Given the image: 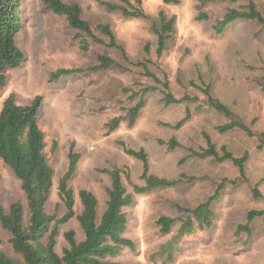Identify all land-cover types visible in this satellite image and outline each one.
<instances>
[{
  "label": "rangeland",
  "instance_id": "obj_1",
  "mask_svg": "<svg viewBox=\"0 0 264 264\" xmlns=\"http://www.w3.org/2000/svg\"><path fill=\"white\" fill-rule=\"evenodd\" d=\"M64 1L81 4L85 16L92 20H110L118 39L133 59L142 56L145 43L150 41L155 59L150 20L126 19L118 12L109 13L97 0ZM254 1L264 12V0ZM247 2L213 0L203 8L208 9L211 20L197 19L201 0H182L178 5L165 4L163 0H144V8L153 17L161 9L177 16L174 50L161 60L173 82L180 87L178 79L187 83L200 69L205 80L211 81L213 94L259 135L264 131V89L257 81L264 73V30L260 31L261 26L256 23L239 21L223 34L216 35L212 25L226 8L242 7ZM22 18L24 27L17 42L26 60L20 67L5 71V86L0 88V110L3 100L12 92L24 104L42 95L39 124L46 134L49 161L55 171L47 210L58 216L65 212L58 185L69 165L71 145L79 153L76 171L69 181L75 192L77 213L82 210L78 192L86 188L97 196L98 212L102 214L111 184L104 169L127 167L133 182L143 184L142 162L125 151L121 143L124 142L130 148H145L152 173L170 179L184 176V180L173 186L135 194L134 204L125 208L128 217L125 236L134 241L135 250L125 247L119 254L108 257L109 261L121 264H264V219L256 218L250 223L249 237L247 231H239L241 225L247 224L251 209H264V147H258V137L240 130L220 133L216 125L233 117L204 104L205 97L194 88H190L191 94L200 98L189 104L192 117L181 128L175 129L166 123L174 124L182 118L187 105H165L160 92H153L147 95L146 105L135 125L129 126L127 120H122L119 127L108 134V123L124 114L123 106L128 103L121 87L138 88L149 80L141 77L135 68H115L96 75L62 76L51 82V73L56 69L92 64L96 53L104 48L93 46L90 51L82 52L73 42L74 31L65 17L46 9L42 0H24ZM109 52L121 59L117 50L109 49ZM203 131L211 135L218 147L226 145L236 155L248 151L244 178L229 160L189 156V149L205 145ZM171 136H176L182 146L169 149L158 143V139L167 140ZM192 177L193 180H189ZM223 179L228 181L213 204V226L181 238L171 251L163 250L162 246L173 240L181 219L186 217L177 207L193 208L205 202ZM233 179H237V183L232 184L230 180ZM124 180L132 191L125 176ZM256 185L262 193L260 198L253 196ZM15 199L26 204L20 180L0 159V202L8 209ZM162 214L177 218L168 234L162 233L157 224ZM70 229L76 231L78 240L84 237L76 218L62 224L56 245L60 254L68 246L64 233ZM0 235L4 239L0 249L10 250L9 233L0 229Z\"/></svg>",
  "mask_w": 264,
  "mask_h": 264
},
{
  "label": "trees",
  "instance_id": "obj_2",
  "mask_svg": "<svg viewBox=\"0 0 264 264\" xmlns=\"http://www.w3.org/2000/svg\"><path fill=\"white\" fill-rule=\"evenodd\" d=\"M109 12H118L126 19L141 18L150 20V32L155 38V59L152 55V44L146 42L140 58L133 59L128 54L124 44L118 39L113 24L108 19L92 20L85 16L84 8L76 1L42 0L46 9L56 15L65 17L68 25L74 31L73 42L82 52L90 51L93 46L104 49L96 53L95 62L78 67H61L51 73V82L62 76L75 74H102L111 69L139 70V75L149 80L138 88L123 85L121 90L126 94L127 105L125 113L115 116L108 123V134L116 130L122 120H127L129 126L136 124L146 105L147 95L160 92L161 101L165 105L185 104V114L176 123H166L175 129L181 128L191 117L190 103L199 101L198 95H192L190 88L198 90L204 97V104L227 117H233L224 123L216 125L220 133L243 131L248 136H257L259 148L264 147V131L259 135L253 131L242 117L235 116L234 111L212 92L211 81H206L200 69L197 75L187 83L178 79V87L171 79L168 70L162 64L164 56L174 50L176 32V14H168L161 9L157 16L148 14L144 8V0H97ZM165 4L178 5L182 0H163ZM213 0H201L197 19L211 20L208 9H203ZM24 0H0V88L5 86L8 69L20 67L26 60L24 50L17 42V36L24 27L22 8ZM244 21L261 26L264 30V12L259 9L254 0L242 7H228L224 13L213 20V30L216 35L223 34L233 24ZM259 32L256 35H259ZM109 49L117 50L121 59L115 58ZM159 61V63H157ZM264 89V73L257 80ZM183 88L182 90L180 88ZM42 95L35 96L29 103H21L15 93H10L2 103L0 110V159L10 168L21 182L26 204L21 199L13 200L8 209L0 202V229L10 235V250L0 249V264H121L109 261L107 258L119 254L125 247L135 250L133 240L125 236L128 229V217L125 211L135 202V194L150 192L157 188H165L184 180L170 179L158 176L150 171V163L145 148L134 149L125 146V151L142 162L141 179L143 184L133 182L131 171L127 167L114 166L104 169L111 179L107 188L106 207L102 214L98 212V198L89 189L81 188L78 192L82 210H75V192L69 186V181L76 171L79 153L71 145L69 165L59 180V197L65 206V212L58 216L47 210L54 183V168L49 161V145L46 134L39 124V111ZM204 146L189 149V156L197 158L211 157L217 161H231L238 167L242 177L245 176L248 151L236 155L226 145L218 147L207 131L202 132ZM158 143L169 149L182 146L176 136L169 139H158ZM56 148V143H53ZM124 176L132 187L126 185ZM189 180H193L189 178ZM228 180L223 179L215 192L205 202L193 208L178 206L179 213L186 214L173 240L162 246L163 250H172L178 241L192 235L198 230L210 228L214 224L216 202ZM232 184L237 179L230 180ZM253 196L260 198L262 193L258 185L253 187ZM76 218L83 230V239L78 240L76 231L70 229L64 233L68 246L60 254L56 250L57 236L62 224H67ZM256 218L264 219V209H251L248 212L247 224L241 225L239 231L245 230L251 235L250 223ZM176 217L162 214L157 219L160 231L168 234L172 231ZM4 242L0 235V245Z\"/></svg>",
  "mask_w": 264,
  "mask_h": 264
}]
</instances>
